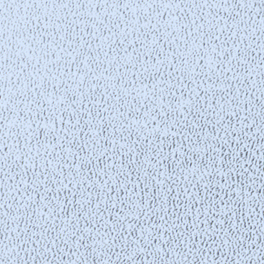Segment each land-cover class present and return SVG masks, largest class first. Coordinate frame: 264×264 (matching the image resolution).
<instances>
[{"label": "snow or ice", "instance_id": "obj_1", "mask_svg": "<svg viewBox=\"0 0 264 264\" xmlns=\"http://www.w3.org/2000/svg\"><path fill=\"white\" fill-rule=\"evenodd\" d=\"M0 264H264V0H0Z\"/></svg>", "mask_w": 264, "mask_h": 264}]
</instances>
